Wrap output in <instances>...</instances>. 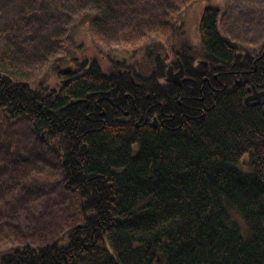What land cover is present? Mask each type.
Segmentation results:
<instances>
[{
	"label": "trees",
	"instance_id": "1",
	"mask_svg": "<svg viewBox=\"0 0 264 264\" xmlns=\"http://www.w3.org/2000/svg\"><path fill=\"white\" fill-rule=\"evenodd\" d=\"M202 1H29L25 15L40 16L35 38L21 36L15 46L6 40V58L40 49V67L28 80L0 72V166L35 149L55 152L81 215L55 242L0 253V264H264V104L246 102V88L235 81L220 83L240 62L245 71L252 66L223 28L233 0L205 8L191 41L186 28L180 33ZM250 3L248 16L259 19L249 31L264 40V0L244 7ZM141 50L148 72L139 62L129 67L140 88L125 85L119 100L127 87L136 99L141 93L142 105L149 95L159 127L113 123L107 108L97 122L86 118L85 105L70 104L119 89L125 77L108 73ZM191 52L208 63L200 73L214 69L219 77L212 95L196 86L202 78L183 87L165 80L178 57L187 70ZM117 59L123 65L106 64ZM70 66L73 81L63 85ZM18 122L30 128L22 144L10 133Z\"/></svg>",
	"mask_w": 264,
	"mask_h": 264
},
{
	"label": "rangeland",
	"instance_id": "2",
	"mask_svg": "<svg viewBox=\"0 0 264 264\" xmlns=\"http://www.w3.org/2000/svg\"><path fill=\"white\" fill-rule=\"evenodd\" d=\"M29 1L0 0V72L15 80L32 79L40 67L37 63L42 54L40 49L27 52L16 46L26 58H6L5 48L9 46L6 40L15 46L22 44L21 36H28L26 43L35 38L33 34L37 31L40 16L36 14L30 19L25 15ZM240 1L241 5L239 0L229 3L223 28L232 41L242 46L244 52L250 55L261 48L264 40L260 39L261 35L255 30H252L254 33L249 31L254 29L253 25L259 19L258 13L248 16L250 7H255L254 3L244 7L249 0ZM219 2L204 0L198 7H194L193 14L186 15L181 31L186 28L190 41L197 28V16L200 17L205 8L215 7ZM77 41L80 42L81 37ZM121 47L127 49L125 46ZM33 53H36V57ZM143 54H146L145 50L139 51V57L132 60L131 64L139 62L138 65L144 68L146 74L147 67L141 64ZM2 118L0 111V125L5 120ZM28 130V123L18 122L11 127L10 133L16 135L17 141L22 144L26 141ZM62 171L58 155L47 148L33 150L26 155L25 161H12L0 166V253L18 246L55 242L79 221L81 214L78 195L65 188Z\"/></svg>",
	"mask_w": 264,
	"mask_h": 264
},
{
	"label": "flooded vegetation",
	"instance_id": "3",
	"mask_svg": "<svg viewBox=\"0 0 264 264\" xmlns=\"http://www.w3.org/2000/svg\"><path fill=\"white\" fill-rule=\"evenodd\" d=\"M189 57L190 65L187 70H185L183 63L180 61V57L177 58L178 68L174 69V74L171 75L170 80L174 81L179 87H183L184 85H188L189 83L194 82V78H202V84H197L196 86L201 88V92L206 91L207 94H213L215 92L214 82H217L219 77L216 74H213V70L206 69L203 72H199L201 67L207 68L208 63L204 62L202 59H195L193 52ZM199 56V54H198ZM247 53H242L240 57L242 61L246 58ZM250 63L252 66H249L250 70L245 71L243 62H240L238 68L228 70L224 74H222L221 85H225L226 83L231 84V82L235 81V85L243 86L246 88V97L245 101L250 103L252 106H262L264 104V44L260 49L255 50L250 53L248 56ZM111 62V60H110ZM183 67V75H178L180 73V67ZM131 66H126V69H115L111 70L108 75L111 77H120L124 76L121 80L120 88L115 86L112 90H104L97 91L93 94H85L84 98L78 99L81 100L82 103L76 104L85 105L82 107V110L89 111V114L86 118H90V115L95 116L96 121L98 122L100 118H103L107 114L106 108L109 110V114H111L113 123H123L130 126L135 125L139 126H152L159 127V120L161 117V113L152 114L151 111L154 110L151 107V100L149 99V95L146 96L148 100L144 105H142L145 101H142L141 93L136 92L138 96L135 98V91H130L123 95V100H119L120 93L119 91H123L129 84L137 85V88L140 87V84H136L133 78V75H128V68ZM252 68V69H251ZM71 70L67 72V80H70L67 84L73 81V78L70 76ZM192 77V78H191ZM122 78V77H121ZM120 78V79H121ZM230 82V83H229ZM126 85V86H125ZM160 111H163L164 104L160 103ZM144 107L146 109L144 110ZM81 110V109H80ZM79 110V111H80ZM153 116V120L151 123L150 116ZM103 120V119H102ZM103 124H105V120H103Z\"/></svg>",
	"mask_w": 264,
	"mask_h": 264
},
{
	"label": "water",
	"instance_id": "4",
	"mask_svg": "<svg viewBox=\"0 0 264 264\" xmlns=\"http://www.w3.org/2000/svg\"><path fill=\"white\" fill-rule=\"evenodd\" d=\"M174 73V70H173V67H170L169 68V71H168V73H167V75H168V78H167V82H170V83H173L174 81H172V80H170V77H171V75ZM178 75H183V68L181 67V71H180V73L178 74ZM81 101H77V102H71L73 105L74 104H77V103H80Z\"/></svg>",
	"mask_w": 264,
	"mask_h": 264
},
{
	"label": "bare ground",
	"instance_id": "5",
	"mask_svg": "<svg viewBox=\"0 0 264 264\" xmlns=\"http://www.w3.org/2000/svg\"><path fill=\"white\" fill-rule=\"evenodd\" d=\"M139 88H140V87H139ZM139 88H137V89H139ZM152 120H153V119H152ZM152 120H151V123H152ZM116 167H117V166H116ZM116 169H120V168L117 167V168H115V170H116Z\"/></svg>",
	"mask_w": 264,
	"mask_h": 264
}]
</instances>
